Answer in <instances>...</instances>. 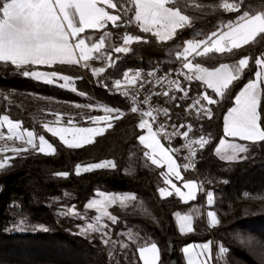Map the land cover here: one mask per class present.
<instances>
[{
    "label": "trees",
    "instance_id": "16d2710c",
    "mask_svg": "<svg viewBox=\"0 0 264 264\" xmlns=\"http://www.w3.org/2000/svg\"><path fill=\"white\" fill-rule=\"evenodd\" d=\"M222 2L224 0H186L182 11L190 17L191 24L178 30L168 41H159L151 33L141 32L134 23L128 26L121 22L119 28L107 26L121 32L133 31L144 39L133 43L129 53H114V63L99 76L77 65L57 63L21 69L0 62V116L7 115L20 121L25 128L35 129L56 149L53 155L38 151L20 154L0 171V264H142L137 248L146 242L158 245L159 264H169L170 244L174 246L180 264H186L182 247L209 239L229 250L223 261L215 259L216 264H264V142L249 143L248 157L233 162L222 161L215 153L224 136V117L234 105V97L254 79L258 70L255 59L264 55V37L232 52L191 58L194 63L209 68L250 58L241 78L222 98L206 89L202 82L185 80L183 85L188 96L180 99L184 95L180 92L177 102L165 104L173 121H190L194 133L201 124L202 132L209 137V143L196 155L199 177L184 169L181 156H177L184 179L201 178L206 190L213 193L212 209L220 221L215 227H206L204 218L200 217L194 231L180 232L175 213L203 203L204 188L188 203L176 195L161 198L158 189L164 181L161 174L164 169L152 165L144 155L147 149L138 140L143 132L138 128V114L129 112L130 105L124 96L110 94L102 86L112 76L122 75L130 68L141 66L168 72L180 66L182 61L176 59L175 52L182 50L185 41L203 39L240 14L217 7ZM119 3L129 6L128 0H119ZM259 4L260 0H244L242 10H263L258 8ZM109 10L123 14L120 8ZM133 15L134 8L123 19ZM103 30L95 31V36ZM26 70L55 71L71 77L77 90L25 76ZM261 90L260 124L264 127V84H261ZM205 91L218 101L210 105L212 118L187 115L185 109L191 100ZM91 105H103L123 113L122 118L91 144L68 148L44 128L46 122L69 123L71 120L78 125L89 124L90 117L102 114L100 110L90 111L87 106ZM155 126L158 128L159 123ZM104 160L114 161L116 167L75 174L78 164ZM60 172L69 175H56ZM98 190L136 196V200L127 206L110 207V213L118 221L111 224L105 220L108 225L105 231L112 241L109 244L103 242L105 237L101 232L81 233V228L96 214L94 209L88 210L86 204ZM72 206L80 216L63 214L62 210ZM20 220L26 221L23 231L17 229ZM129 232L139 239L130 241ZM121 242L128 247L122 248Z\"/></svg>",
    "mask_w": 264,
    "mask_h": 264
},
{
    "label": "snow or ice",
    "instance_id": "6c2138e0",
    "mask_svg": "<svg viewBox=\"0 0 264 264\" xmlns=\"http://www.w3.org/2000/svg\"><path fill=\"white\" fill-rule=\"evenodd\" d=\"M103 5V6H101ZM128 7L119 3V0H0V62L10 63L17 68H25L26 66H52L57 63L78 65L82 61L84 67H88V62L93 59L103 57L102 49L105 47V38L109 36L108 32L99 38L97 42L91 41V37H82L86 29L101 30L107 28L109 23L116 28L124 24L136 23L140 31L143 33H151L160 41H168L173 39L178 30L190 26V17L183 13L182 8L186 7V0H128ZM217 7L222 8L227 12L240 13L234 21H228L222 24L216 31L211 32L203 39H189L184 42L182 50L175 52L177 60L182 61V69L177 70L178 76H183L187 81L193 80L202 82L206 89H211L217 97H223L230 89L233 83L241 78L244 70L249 66V57H244L238 60L237 63L229 65L221 63L218 67H204L200 63H193L190 57L207 56L210 53L223 54L232 52L234 49H239L244 45H248L255 41L258 37H264V10H255L253 8L244 9V0L229 3L224 0ZM107 9L116 10L123 9V14H112ZM134 8V15L124 20ZM258 8L264 9V0H260ZM144 38L138 35L125 33L122 37V46L114 47L115 53H129L130 45L140 42ZM74 40L75 43L71 41ZM78 53V54H77ZM100 53V56L94 54ZM110 61L109 67L114 63L112 56L109 53L107 56ZM255 64L261 69L255 73V79L244 85L238 95L234 97V107L230 108L227 115L224 117V136L230 137L242 142H264V127L260 124V115L258 106L260 104V86L264 84V55L255 59ZM184 70H187L185 72ZM105 72L104 67L93 68L92 73L95 76ZM25 76H33L37 80L45 83H54L57 79L64 81L60 87H70L72 91L77 89L74 87L72 78L64 75H58L57 72H33L26 70L23 72ZM148 77H156L155 71L147 73ZM167 80L169 85L175 87L177 91L184 93L180 99L188 96V91L181 86L179 80H168L167 76L157 77L155 83L162 84ZM138 81L140 87H144L141 71L132 70L125 71L122 80H115L113 87L117 92H121L126 86L135 87ZM151 83V81H147ZM107 87V85H105ZM122 95L128 97L130 93L127 90L121 92ZM159 95V93H156ZM165 97L169 96L168 91H164ZM176 99L175 96L171 97ZM135 99V97H133ZM151 97L146 98L143 103L148 104ZM201 99L206 101V105L201 103ZM218 101L208 94L207 91L201 94L194 105H199L196 109L197 115L203 114L207 118H212V111L208 105H214ZM91 107V106H90ZM138 107L131 108L132 112H137ZM103 111L107 115L90 117L95 122H104L103 127L79 128L75 132L87 135L76 136L69 140L65 133L69 132L68 128H54L45 124V129L52 136H59V139L68 148H80L84 144L94 142L95 136L104 134L106 128L112 127V120L122 118L123 113L119 109L104 107ZM156 110L149 108L142 111V116L138 124L139 129H146V135H140L138 140L149 151H145V157L150 160L152 165L162 167L167 165V172L161 173L164 177L165 184H170L175 190V195L180 197L184 202L194 200L198 188L196 181H185L183 187L187 189V193L181 191L172 183L171 176L174 175L177 179H183L181 172L178 170L176 160L171 153L178 152L179 149L165 148L161 143L159 136L163 135L164 139L169 141L180 135L187 139L192 131V126L188 125V130L180 132L177 129L175 132L169 133L164 124H160L157 129H153V124L156 122L154 112ZM164 116H168V109L161 110ZM72 121L69 120V124ZM7 125V140L11 141L15 137L23 141L24 147H13L11 152L16 155L22 152L29 151V148L37 150L45 155H53L56 149L53 147L45 136L38 137L33 131L25 130L21 132V122H13L9 116H0V128ZM173 128L176 126L173 125ZM184 125H180L183 128ZM26 135V139H25ZM4 138L3 132H0V139ZM39 143L37 145L36 140ZM209 143V139L200 136L198 139L189 140L188 148L191 156H196V150L192 147L198 145L200 149H204ZM3 151V149H0ZM248 151L246 143H233L227 139H220L219 145L215 148L216 155L222 161L233 162L242 158V154ZM8 158L0 159V169L7 166ZM192 165L185 163L184 169H188ZM116 164L111 160H104L98 163H91L86 166L76 165L75 174L92 172L97 169L115 168ZM56 175L67 177L69 173L60 172ZM161 198L173 195L165 187L158 189ZM99 198H93L88 201L86 208L95 210L96 215L92 217L94 223H87L81 228V233L101 232L105 237L103 242L109 244L111 238L108 232L105 231L108 225L101 223L104 218L115 224L118 218L112 215L109 211L110 207L119 204L121 207L126 205V202L135 201L134 194H112L100 192L97 194ZM247 195V194H245ZM213 193H207V203L209 206L213 204ZM64 215L80 216L81 214L72 206L66 210H62ZM209 224L211 227L219 225L220 221L214 211L207 213ZM178 221L179 230L184 233L185 230L191 232L192 215L175 213ZM26 223L20 220L17 224V229L23 231V225ZM47 230V229H42ZM128 239L135 242L139 239L138 236L131 232L128 234ZM122 248H127L128 244L121 242ZM229 250L220 245L218 248L216 259H224L225 254ZM137 252L139 260L142 264H158L160 259V250L156 243L146 242L142 246H138ZM186 257V264H208L213 257L211 255V242L187 245L182 249Z\"/></svg>",
    "mask_w": 264,
    "mask_h": 264
},
{
    "label": "built area",
    "instance_id": "2783aa9c",
    "mask_svg": "<svg viewBox=\"0 0 264 264\" xmlns=\"http://www.w3.org/2000/svg\"><path fill=\"white\" fill-rule=\"evenodd\" d=\"M103 53H104V55L101 59L107 60L108 55L105 52H103ZM179 69H182V64L180 66L168 71V72H159L158 70H155V69H145L141 66L128 69V70H132L133 72H135L137 70L141 71L142 80L144 82V87H142V88L140 87V83L142 81H138L135 87L126 86L125 88H122L121 92L124 90H127L130 93V95L128 97H125L124 95H122L121 92H117L115 90V88L113 87L115 80L119 79V80L123 81V74L124 73L122 75H119V76H112L109 79V81L107 83H104L102 86L110 94H119V95L124 96L130 105V109H129L130 112H132L131 108L134 106H136L138 108L144 107L147 110L149 108L155 109L156 111L154 112V115L156 116V121L159 123V125L164 124L169 133L175 132L177 129H179L180 132L187 131L188 125H191L192 131L189 133V137L187 139L183 138L180 135H177L171 140V144H169V145L171 146L172 149H179L178 152H174V153L181 156V158L183 160V165L185 163L192 165L191 167L188 168V170L194 172L199 177V174L197 171V160H196L197 158H196V156L195 157L191 156L190 149L188 148V141L198 139L200 136H204L206 139H209V137L202 132V130H201L202 125L201 124L198 127V132L194 133V125L190 121L176 123L175 121H173L171 119L169 114H168V116H164V114L161 110L165 108V104L166 103L171 104V103L177 102L178 98H179V93L181 91H177L174 86L169 85L167 80H165L160 85H157L155 83L157 77L167 76L168 80H179L181 83V86L186 89V87H184V85H183L184 81L186 79L183 76L177 75V70H179ZM128 70H126V71H128ZM150 71H155L156 77H148L147 73ZM147 81H151V83H148ZM105 85H107V87H105ZM164 91H168L169 96L165 97L163 95ZM156 93H159V95H156ZM172 96H175L176 99H172L171 98ZM133 97H135V99H133ZM148 97H151V99L149 100V103L144 104L143 101ZM200 97L201 96H198V97L191 100V102L189 103V105L185 109V113L187 115H193L194 117H199V116L203 117L204 116L203 114L197 115L196 109L199 107V105H195L194 107H189L190 105H194V102ZM201 101H203V100L201 99ZM201 103L206 105V102H204V103L201 102ZM208 107H210V105H208ZM173 125H175L176 127L173 128L172 127ZM180 125H184V127L180 128ZM166 141L169 143L168 140H166ZM192 147L196 150V155H197V152L200 149L199 146L193 145ZM0 159H1V157H0ZM200 180L202 181L204 191L206 192L205 182L201 178H200ZM213 245L214 246L216 245V242L214 240H213Z\"/></svg>",
    "mask_w": 264,
    "mask_h": 264
},
{
    "label": "rangeland",
    "instance_id": "374dc122",
    "mask_svg": "<svg viewBox=\"0 0 264 264\" xmlns=\"http://www.w3.org/2000/svg\"><path fill=\"white\" fill-rule=\"evenodd\" d=\"M229 3H231V2H229ZM126 7H128V6H126ZM107 11H109V12H111L112 14H117V13H114V12H112V11H110L109 9H107ZM111 24L109 23V25L108 26H110ZM134 25L137 27V28H139V26L136 24V23H134ZM140 29V28H139ZM95 31H99V30H94V29H86V31H85V33H83V34H81V36L82 37H85V38H87V37H91V41H87V42H89V43H91V42H97L98 40H99V38L104 34V32H108L109 33V36H107L106 38H105V47L102 49V53L103 52H105L107 55L110 53L111 54V56L115 53L114 52V47H116V46H122V37H123V35L125 34V33H129V34H132V35H137V34H134V32L133 31H124V32H121V31H116V30H114V29H110V28H107V29H104L101 33H100V35H98V36H95ZM139 36V35H138ZM156 39L157 40H159L157 37H156ZM160 41V40H159ZM131 46L132 45H130V48H131ZM101 54L100 53H96V54H94V56H100ZM238 62V61H237ZM237 62H234V63H227V64H229V65H232V64H235V63H237ZM93 63H95L96 65H99V64H103V66H101V67H108L109 66V63H110V61L107 59V60H102L101 58L100 59H95L94 60V62ZM194 63V62H193ZM94 64V65H95ZM88 67H92L93 66V64L91 63V62H88ZM91 65V66H90ZM95 65V66H96ZM205 67V66H204ZM261 69L258 67V70L257 71H260ZM58 75H60V74H58ZM34 78V77H33ZM254 79H255V77H254ZM253 79V80H254ZM41 81V80H40ZM44 82V81H43ZM58 82L60 83V84H62V83H64V81H55L54 83H56V84H58ZM65 88H69V89H71V86L70 87H65ZM259 92H260V95H261V92H262V90H261V86H260V89H259ZM184 94V93H183ZM238 95V94H237ZM201 102H206V101H201ZM260 102H261V98H260ZM104 107H107V106H103V105H94V106H92L91 105V107L90 106H87V108L91 111V110H96V111H101V113L103 114V115H107V113H105L104 111H103V109H104ZM232 107H234V105L232 106ZM231 107V108H232ZM139 110L137 111V114H139L140 116H139V119H140V121H141V119H145V117H143L142 116V111H146L147 109L146 108H144V107H139L138 108ZM260 104H259V106H258V113H259V115H260ZM227 115V114H226ZM93 117H95V116H93ZM10 118V117H9ZM11 119V118H10ZM12 120V119H11ZM13 122H17L16 120H12ZM114 121H116V120H114ZM18 122H20V121H18ZM89 123V122H88ZM157 123V121L153 124V129L155 130V129H157V127L155 126V124ZM75 123H71V124H63V122H60V123H49L48 124V126L49 127H54V128H68V129H70V131L69 132H67V133H65V136H66V138L67 139H69V140H71V139H73V137L74 136H76L77 138H79L80 136H83V135H87V134H83V133H78V132H75V129H79V128H91V127H97V126H99V127H103L104 126V122H93L92 120H91V122L89 123V124H86V125H74ZM159 127V126H158ZM45 128V127H44ZM111 128V127H110ZM109 128H106L105 129V131H104V133L108 130ZM25 130H30V131H33L34 132V134L38 137L39 135H43V134H38L37 132H36V130L35 129H33V128H25L23 125H22V123H21V128H20V131L23 133V132H25ZM0 132H3V134H4V138L3 139H0V149H3V151H0V157H1V159H3V158H5V157H7L8 158V161H7V166L11 163V161H12V159L13 158H15L16 156H18V155H16L15 153H13V152H11L10 151V149L11 148H13V147H24L25 145L23 144V141H21V140H19V139H16L15 137L13 138V140H11V141H9V140H7V135L9 134L8 133V131H7V125H4V127L3 128H0ZM50 133V132H49ZM51 134V133H50ZM147 134V132H146V129H144L143 130V132H142V134L141 135H146ZM43 136H45V135H43ZM58 139H59V136H56ZM96 137L97 136H95L94 137V140L96 139ZM159 139H160V141H161V143L164 145V147L165 148H168V147H171L170 145H169V143L168 142H166L165 140H164V138H163V135H161V136H159L158 137ZM25 139H26V135H25ZM45 139L46 140H48V142L49 143H51L52 145H53V143L45 136ZM222 139H227V140H229L230 142H233V143H246L247 144V147H248V151L246 152V153H244V154H242V158H246V157H248V154H249V150H250V146H249V143H252V142H242V141H239V140H236V139H233V138H230V137H223ZM60 140V139H59ZM61 141V140H60ZM62 142V141H61ZM36 143H37V145H38V143H39V141H38V139L36 140ZM85 145H87V144H84L83 146H85ZM218 145H219V143H218ZM217 145V146H218ZM53 147H54V145H53ZM55 148V147H54ZM32 151H37V150H34V149H31V148H29V151H27V152H22L21 154H23V153H28V152H32ZM147 151H149V149H147ZM44 154V153H43ZM172 155H173V158L176 160V162H177V165L179 166V171L181 172V176H182V170H181V164H180V161H179V157L177 156V154L176 153H171ZM20 155V154H19ZM242 158H240V159H242ZM240 159H238V160H240ZM237 161V160H236ZM101 162V161H100ZM96 163H98V162H96ZM91 164V163H90ZM86 165H88V164H81V166H86ZM6 166V167H7ZM5 167V168H6ZM163 169L167 172L168 171V169H167V165L166 164H164L163 166ZM1 170H3V169H0V171ZM183 177V176H182ZM171 179H172V183L173 184H175L176 185V187H178V188H180L181 189V191L182 192H184V193H187V189H185L184 187H183V184H184V182L185 181H189V180H191V181H196V180H194V179H184L183 178V180L182 179H177L174 175H172L171 177H170ZM182 180V181H181ZM197 182V181H196ZM198 185V184H197ZM169 186H170V188L168 189L169 191H172L173 192V194H175V190L174 189H172V187H171V185L169 184ZM198 190H199V186H198V188H197V191H196V193L198 192ZM100 192H103V193H112V192H106V191H102V190H98L97 191V193H96V195L93 197V198H99V196L97 195L98 193H100ZM112 194H129V193H112ZM92 198V199H93ZM132 201H129V202H126V205L125 206H127V205H129L130 203H131ZM117 205H119V204H117ZM96 212V211H95ZM184 212H186V211H184ZM97 214V213H96ZM95 214V215H96ZM107 218H104L102 221H101V223H105V220H106ZM95 221L92 219L91 221H87V223H94ZM86 223V224H87Z\"/></svg>",
    "mask_w": 264,
    "mask_h": 264
},
{
    "label": "crops",
    "instance_id": "0c3cea01",
    "mask_svg": "<svg viewBox=\"0 0 264 264\" xmlns=\"http://www.w3.org/2000/svg\"><path fill=\"white\" fill-rule=\"evenodd\" d=\"M101 6H103V5H101ZM106 10H107V8H106ZM264 10V9H263ZM72 43H75V41L74 40H72L71 41ZM78 54V53H77ZM192 57H190V59H191ZM244 58V57H243ZM94 60L95 59H93V60H90L89 62H91L92 64H93V66L92 67H84L83 66V61L80 63V64H78L77 66H80L82 69H86V70H89L91 73H92V69L93 68H100L101 66H103V64H99V65H96L95 63H93L94 62ZM96 66H95V65ZM53 66V65H52ZM91 66V65H90ZM105 69L107 68V67H104ZM186 72H187V70H185ZM33 72H49V71H44V70H33ZM57 74H59V73H57ZM93 74V73H92ZM60 75H62V74H60ZM30 77H32L33 78V76H30ZM57 81H61V80H59V79H57ZM54 84V83H53ZM56 84V83H55ZM58 84H60L59 82H58ZM205 86V85H204ZM242 90V89H241ZM240 90V91H241ZM239 91V92H240ZM239 92H238V94H239ZM260 98H261V95H260ZM130 112V111H129ZM137 113V112H136ZM227 114V113H226ZM103 114H101V115H99V116H102ZM138 116H140L139 114H138ZM115 121L114 120H112L111 121V123H112V125H113V123H114ZM49 123H60V122H46V123H44V125L45 124H49ZM97 123V122H96ZM63 124H67V123H63ZM69 124V123H68ZM74 125H78V124H74ZM224 137V136H223ZM222 137V138H223ZM221 138V139H222ZM163 172H166L165 170L163 171ZM182 176H183V173H182ZM184 178V177H183ZM172 180V179H171ZM183 180V179H182ZM181 180V181H182ZM194 180H196L197 181V184H198V186H199V190H198V192L201 190V188L203 189L204 187H203V183H202V181L200 180V179H194ZM161 187H165V188H167V189H169L170 188V186H169V184H165V182L163 181V184L161 185ZM160 187V188H161ZM198 192L196 193V197H197V194H198ZM208 192H211V191H207L206 190V192H205V197H204V201H203V203H200V204H195V205H193V206H191L186 212H180L182 215L183 214H191L192 215V217H193V219H192V228H193V231H194V229H195V222H196V220L197 219H199L200 217H202V218H204V224H205V226L206 227H211L210 226V224H209V218H208V215H207V213L209 212V211H214L213 209H212V205L211 206H209L208 205V203H207V193ZM212 193V192H211ZM173 195H175V194H173ZM180 198V197H179ZM196 199V198H195ZM194 199V200H195ZM190 201H193V200H190ZM190 201H187V202H185V203H188V202H190ZM184 202V201H183ZM215 212V211H214ZM217 214V213H216ZM217 218H218V215H217ZM175 219H176V222H177V226H178V221H177V218H176V216H175ZM178 229H179V226H178ZM189 231H187V229L185 230V232L184 233H188ZM207 242H211V255H212V259L211 260H209V262H208V264H216V261H215V257L217 256V253H218V248H219V246L218 245H213V240L212 239H209V240H205V241H198V242H191V243H188V244H185L183 247H182V249L185 247V246H187V245H198V244H203V243H207ZM183 253V252H182ZM183 258H184V261H185V263H186V257H185V255L183 254ZM218 260H220V261H223L224 259H218ZM159 262H160V259H159ZM159 262H158V264H159ZM141 263H142V261H141Z\"/></svg>",
    "mask_w": 264,
    "mask_h": 264
},
{
    "label": "water",
    "instance_id": "95a60500",
    "mask_svg": "<svg viewBox=\"0 0 264 264\" xmlns=\"http://www.w3.org/2000/svg\"><path fill=\"white\" fill-rule=\"evenodd\" d=\"M130 25L131 24H128V26H130ZM169 255H170L169 264H180L176 254L174 252V246L172 244L169 245Z\"/></svg>",
    "mask_w": 264,
    "mask_h": 264
}]
</instances>
